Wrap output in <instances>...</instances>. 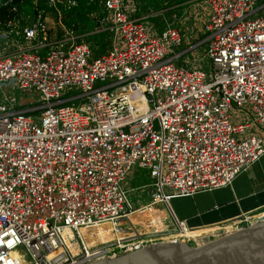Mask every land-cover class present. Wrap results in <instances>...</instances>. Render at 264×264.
Here are the masks:
<instances>
[{"label": "built area", "instance_id": "2783aa9c", "mask_svg": "<svg viewBox=\"0 0 264 264\" xmlns=\"http://www.w3.org/2000/svg\"><path fill=\"white\" fill-rule=\"evenodd\" d=\"M37 1L0 17V264H85L117 253L109 252L125 238L91 240L84 229L129 221L136 208L124 183L134 168L155 186L146 205L169 214L163 230L191 228L169 199L227 185L264 154V0H204V33L180 49L176 26L149 36L146 16L129 14L126 0H100L108 41L99 53L71 34L41 52L50 39ZM202 44L210 68L184 56ZM231 107L251 120L232 121ZM253 217L264 208L232 225Z\"/></svg>", "mask_w": 264, "mask_h": 264}, {"label": "rangeland", "instance_id": "374dc122", "mask_svg": "<svg viewBox=\"0 0 264 264\" xmlns=\"http://www.w3.org/2000/svg\"><path fill=\"white\" fill-rule=\"evenodd\" d=\"M57 0L53 2L52 5L47 6L44 10V18L46 20V36L47 38L54 40V38L60 37L59 30L63 31L62 36H68L72 35V40H85L86 39H79L80 35L75 31V28L67 27V25L62 20L61 16H63L62 10H57V13L52 12V7L55 6L57 3ZM125 3L127 4V11L129 14L136 15V7L135 0H126ZM133 4V6L130 5ZM175 15L171 14L170 18L173 24L176 25L178 28V31L182 35V46H177V49H180L184 45L188 44L192 39L196 38L197 36L204 33V23L207 21L208 14H209V7L204 2V0H186L181 7L175 8ZM144 24L146 26V32L149 36L151 35H157L159 31L163 28V26L157 28L154 23L149 19L148 17L143 18ZM101 27V25H99ZM68 31V32H67ZM123 43V40L121 37H118V44L121 46ZM93 51L96 53L95 45L92 43ZM107 48V44H106ZM105 48V49H106ZM104 49V50H105ZM205 46L204 44L196 47L195 49H192L188 54H184L186 57L187 63L190 64L192 61H198L200 64L207 66L210 68L209 60L206 55H204ZM9 95L17 96L18 98H22V101H38V95L34 93H30L29 95H23L22 92L18 90H13L8 92ZM242 110L239 108L231 107L230 108V116L232 121H243L246 119V116ZM251 120V118L249 117ZM252 132L257 135L263 136V133L261 130H256L255 128H248L247 133ZM139 169V168H137ZM136 170V169H135ZM128 183H125V187L127 188V196L130 198L131 202L134 204V207L136 208V211L133 215H130L129 221H122L118 223L119 226L124 228L126 231L122 234V238H125L123 240V243H125V247H116L112 248V250L109 253L114 252H122L123 249L131 248L133 241L139 240V243H147L152 241H160V240H169L168 238L159 237V238H147L148 235H145L146 233H149L152 229V225L155 224L159 219H165V224L170 225V223H167V220L169 219V214L165 211H167L162 204H157L156 206L153 205H146L149 200L152 197V191L155 190L154 184H152V179L150 176L146 179L147 184L144 186L137 185L133 181L134 177L132 174L128 175L127 179ZM145 181V182H146ZM149 182V183H148ZM179 198L175 197L170 200V206L172 210L176 213L179 208ZM178 218H181L180 215L176 213ZM254 221L256 219L259 220V217H253ZM257 221V220H256ZM242 224V223H241ZM240 223L238 226L240 227ZM220 227V225H217ZM215 227V226H214ZM224 230H221L220 232L217 230L215 233H207V235L200 236L199 240H192V239H183L187 240L191 245H196L199 243H204L208 241L209 239L216 238L224 233H227L228 231H232L236 229L237 227L234 225H228L223 226ZM113 238V237H111ZM109 238V239H111ZM104 241V240H99ZM199 242V243H198ZM114 254V253H113ZM111 254V255H113Z\"/></svg>", "mask_w": 264, "mask_h": 264}, {"label": "water", "instance_id": "95a60500", "mask_svg": "<svg viewBox=\"0 0 264 264\" xmlns=\"http://www.w3.org/2000/svg\"><path fill=\"white\" fill-rule=\"evenodd\" d=\"M177 231L170 228L145 235ZM85 264H264V217L204 243L162 240Z\"/></svg>", "mask_w": 264, "mask_h": 264}, {"label": "crops", "instance_id": "0c3cea01", "mask_svg": "<svg viewBox=\"0 0 264 264\" xmlns=\"http://www.w3.org/2000/svg\"><path fill=\"white\" fill-rule=\"evenodd\" d=\"M166 24L176 26L172 21H166ZM100 29L103 28L100 27ZM60 37L54 38V40ZM54 40L50 39L46 45L38 46L41 52H44ZM36 42L37 40H34L30 43H25V45L33 47ZM245 116L248 119L250 117L248 113ZM130 174L133 175L134 179L136 177H149L148 171L145 169L134 168L130 171ZM127 179L128 176L125 183H128L126 182L128 181ZM147 181L141 184L136 183V186L141 185L145 187ZM175 197L179 198V208L176 213L181 218L186 219L187 223L194 230L215 225H220L221 227L231 225L243 215L253 214L264 208V154L247 169L238 173L227 185L199 191L192 195L174 196L169 199V202ZM167 202L168 200H166ZM172 211L176 215L174 210Z\"/></svg>", "mask_w": 264, "mask_h": 264}, {"label": "trees", "instance_id": "16d2710c", "mask_svg": "<svg viewBox=\"0 0 264 264\" xmlns=\"http://www.w3.org/2000/svg\"><path fill=\"white\" fill-rule=\"evenodd\" d=\"M186 0H135L136 15L146 16L159 28L165 25L166 21L170 19V15L174 14V9L181 7ZM66 0L57 1L56 5L52 7V12L57 13V10L63 11L61 16L67 27L75 28V31L80 35L79 39H86L93 41L96 53L103 51L106 48L108 31L100 29V19L104 16L105 10L100 0H76V3L70 7L66 6ZM14 5L18 12L27 13L32 7V0H12L7 5H0V17L3 15H11L14 11L11 6ZM37 8L46 10L47 6L44 0H38ZM99 28V29H97ZM59 35L63 34L59 30ZM146 177H136L133 181L137 184L144 183Z\"/></svg>", "mask_w": 264, "mask_h": 264}, {"label": "bare ground", "instance_id": "6f19581e", "mask_svg": "<svg viewBox=\"0 0 264 264\" xmlns=\"http://www.w3.org/2000/svg\"><path fill=\"white\" fill-rule=\"evenodd\" d=\"M140 97H135V101H138ZM135 213V212H134ZM132 213L131 215H133ZM261 214V213H260ZM131 217V216H130ZM167 223H170V219L167 220ZM171 224V223H170ZM165 226H170L165 224V219H159L155 224L152 225V229L154 227H157L158 230H163ZM217 226V225H215ZM151 229V230H152ZM218 229H220L219 226L217 227H204V228H199V229H193V228H187L185 230H179L177 232H167L163 233L164 238H175L179 237L178 239L183 240L185 237H190L192 240H199V238L202 235H207V233H215ZM126 231L124 228L119 226L118 224H113V223H102L97 226H93L91 228H86L84 229V234H86L88 237H91L90 239H95V240H107L111 237H114L115 235H118L119 237L122 236V234ZM212 234V233H211ZM200 241V240H199ZM199 243V242H198Z\"/></svg>", "mask_w": 264, "mask_h": 264}]
</instances>
